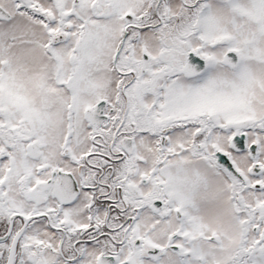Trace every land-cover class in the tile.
I'll return each instance as SVG.
<instances>
[{
    "label": "snow or ice",
    "instance_id": "snow-or-ice-1",
    "mask_svg": "<svg viewBox=\"0 0 264 264\" xmlns=\"http://www.w3.org/2000/svg\"><path fill=\"white\" fill-rule=\"evenodd\" d=\"M0 264H264V0H0Z\"/></svg>",
    "mask_w": 264,
    "mask_h": 264
}]
</instances>
